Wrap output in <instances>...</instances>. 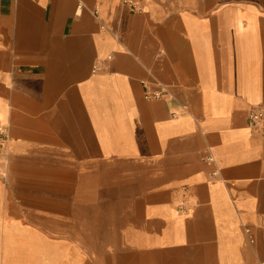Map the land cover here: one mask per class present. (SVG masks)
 Here are the masks:
<instances>
[{
  "label": "crops",
  "instance_id": "1",
  "mask_svg": "<svg viewBox=\"0 0 264 264\" xmlns=\"http://www.w3.org/2000/svg\"><path fill=\"white\" fill-rule=\"evenodd\" d=\"M134 2L0 0V264L264 263V0Z\"/></svg>",
  "mask_w": 264,
  "mask_h": 264
},
{
  "label": "built area",
  "instance_id": "2",
  "mask_svg": "<svg viewBox=\"0 0 264 264\" xmlns=\"http://www.w3.org/2000/svg\"><path fill=\"white\" fill-rule=\"evenodd\" d=\"M132 10H138L134 0H125ZM100 69V67H97ZM167 94V89L162 85L158 89H146L145 97L147 99H160ZM249 125L253 132L264 134V108H253L249 113ZM11 135L8 127L0 121V155L5 151L10 142ZM264 264V263H262Z\"/></svg>",
  "mask_w": 264,
  "mask_h": 264
}]
</instances>
